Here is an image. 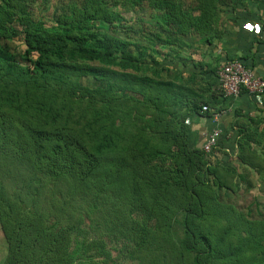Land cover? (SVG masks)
Instances as JSON below:
<instances>
[{
    "label": "trees",
    "instance_id": "16d2710c",
    "mask_svg": "<svg viewBox=\"0 0 264 264\" xmlns=\"http://www.w3.org/2000/svg\"><path fill=\"white\" fill-rule=\"evenodd\" d=\"M50 1L0 0L2 264H264V219L222 201L264 183V116L234 114L247 175L189 143L228 108L195 54L264 0Z\"/></svg>",
    "mask_w": 264,
    "mask_h": 264
},
{
    "label": "crops",
    "instance_id": "0c3cea01",
    "mask_svg": "<svg viewBox=\"0 0 264 264\" xmlns=\"http://www.w3.org/2000/svg\"><path fill=\"white\" fill-rule=\"evenodd\" d=\"M242 28L243 31L241 30V32L239 31L238 33L239 37H234L231 41V46H226L224 56H226L225 58H230L229 60L241 62L246 68L251 69L258 75H263L264 32L259 29L261 27H258V25L253 22H244ZM243 33L244 37L241 38L240 36H242ZM256 41L258 43H256ZM227 100L228 108L219 113L220 116L216 120L213 119V116L210 118L202 116L192 117L189 143L195 148H202L207 135L212 130L218 129L221 132L219 145L227 152V155L230 156L229 158H235L236 133L233 127L236 121L234 116L235 111L240 112L241 115L246 118H262V116H264V95L256 99L245 92H241L238 98H227ZM231 149L234 150L232 156L230 154Z\"/></svg>",
    "mask_w": 264,
    "mask_h": 264
},
{
    "label": "rangeland",
    "instance_id": "374dc122",
    "mask_svg": "<svg viewBox=\"0 0 264 264\" xmlns=\"http://www.w3.org/2000/svg\"><path fill=\"white\" fill-rule=\"evenodd\" d=\"M64 1H66V3H67L69 0H64ZM50 2H52L54 4L56 2V0H51ZM247 6H248L249 12H246L244 10V8L240 5L237 8V10L235 11V13L225 14L224 16H225L227 22L225 21V19L222 18V22H224L225 25H224L223 39L221 40V42L217 43V45H215V47H211V48H207L205 46H202V49L197 51V54H195L196 56L194 58L199 59L198 53L201 52L203 58L211 60L213 62H214L215 58H217L219 56L220 57L218 60L219 66H221L226 61H228L230 58H225L226 56H224V51H226V46H228V47L231 46L230 43L234 39V37H239L238 36L239 31L240 32H241V30L243 31V28H242L243 23L244 22H253V23H256L258 25V27H261V24L264 25V6H260V7H256L253 5H247ZM49 12H51V11H49ZM140 14L141 13L139 11L138 6L135 9H133L131 13L129 12V13L124 14V18L126 21H129L132 19L131 22H133V23H131V28L133 30H135L134 35H137L138 34L137 30L141 29V27H142L141 21L136 22L139 19L136 17H140ZM143 16H147V15H143ZM34 17H35V19H41L45 23H48L47 20L44 18L43 13L40 12V10L34 11ZM133 18H135V19L133 20ZM150 21L154 22V19H151ZM259 29H261V28H259ZM240 37L243 38L244 33ZM7 44L11 50L17 48L15 42H7ZM21 47L22 46H20V48ZM208 54H210V55H208ZM164 64L167 65L168 67H171V65L168 62H165ZM178 67H180V66H178ZM189 125L190 126L192 125V121H190ZM190 146L193 147L191 144H190ZM222 161L224 163L229 162L231 166H234L237 169L238 173H242V172L245 173L243 166L241 165V163H239L236 160V158H228V159L224 158ZM230 161H232V162H230ZM244 173H242L243 176H244ZM246 180H247V182H246ZM250 182H251V184H250ZM247 184H249V186H251V190H249V191L246 190ZM238 186L239 187H238V190L236 193L231 194L229 196H227V195L224 196L222 201L225 203L234 205V207L237 210H239L240 212H242L244 214H246V212L248 211V208L252 209V212L254 214V209L256 208L258 214H260V215H258L260 217H256V218L264 219V183H261L258 181V175L254 173V174H250V175L245 176V180L241 181V183ZM120 250L121 249L119 246V252H121ZM5 254H6V246H5L3 239L1 238V234H0V264H2V261H3V258L5 257ZM112 254H113V256H116L118 254V252H112ZM127 262L128 261L126 259H124V260L120 259V264H127Z\"/></svg>",
    "mask_w": 264,
    "mask_h": 264
},
{
    "label": "built area",
    "instance_id": "2783aa9c",
    "mask_svg": "<svg viewBox=\"0 0 264 264\" xmlns=\"http://www.w3.org/2000/svg\"><path fill=\"white\" fill-rule=\"evenodd\" d=\"M216 78L225 98L236 99L242 91L256 99L264 95V73L258 75L237 60H229L219 66ZM203 111H206L205 107ZM219 116L220 114L216 113L213 119L216 120ZM220 136V130H212L202 146L203 152L212 153L219 146Z\"/></svg>",
    "mask_w": 264,
    "mask_h": 264
}]
</instances>
